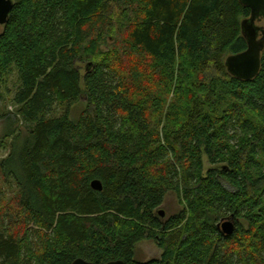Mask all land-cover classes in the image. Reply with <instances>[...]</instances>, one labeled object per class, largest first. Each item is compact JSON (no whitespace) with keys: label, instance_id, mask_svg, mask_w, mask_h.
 <instances>
[{"label":"trees","instance_id":"1","mask_svg":"<svg viewBox=\"0 0 264 264\" xmlns=\"http://www.w3.org/2000/svg\"><path fill=\"white\" fill-rule=\"evenodd\" d=\"M249 14L239 0H12L0 264H264V48L250 80L224 65ZM168 192L182 208L161 217ZM142 240L160 256L137 261Z\"/></svg>","mask_w":264,"mask_h":264},{"label":"water","instance_id":"2","mask_svg":"<svg viewBox=\"0 0 264 264\" xmlns=\"http://www.w3.org/2000/svg\"><path fill=\"white\" fill-rule=\"evenodd\" d=\"M240 3L250 9L248 17L241 20V34L246 41V48L238 53L225 57L224 65L227 72L240 80L254 78L260 69L261 53L264 48V27L256 24L264 19V0H239ZM12 0H0V26L7 22ZM90 186L96 191L102 190V184L98 179L91 181ZM163 216V212L159 211ZM224 235H230L235 228L232 217L226 218L218 225ZM71 264H93L83 258L74 259ZM103 264H125L122 260H111Z\"/></svg>","mask_w":264,"mask_h":264},{"label":"rangeland","instance_id":"3","mask_svg":"<svg viewBox=\"0 0 264 264\" xmlns=\"http://www.w3.org/2000/svg\"><path fill=\"white\" fill-rule=\"evenodd\" d=\"M259 25L264 26V20L257 22ZM2 26H0V31ZM83 69V68H82ZM15 77L12 76L8 82L7 87L10 90V94H6L4 90L0 89V114L7 113V112H15V106L11 102V94L14 93L16 87L14 86ZM84 104V99L82 98L76 104V111H79ZM58 109V108H57ZM59 111L56 110L55 114H58ZM30 126L28 124H24L19 122L16 124L15 129L21 131V133L25 134L28 131ZM9 129V122L6 118H0V159L6 156L8 152V143L10 142V138H5V132ZM203 163L205 167L209 164L205 156H203ZM4 187V186H2ZM6 189V186H5ZM10 192V191H8ZM181 206L178 202L176 195L173 192H168L163 200L162 205L158 208V211H162L163 215L165 213L166 217L173 215L174 213L181 210ZM162 217V216H161ZM161 254V249L158 247L156 241L154 240H142L135 245L134 250V258L140 262H146L152 258L159 257Z\"/></svg>","mask_w":264,"mask_h":264},{"label":"flooded vegetation","instance_id":"4","mask_svg":"<svg viewBox=\"0 0 264 264\" xmlns=\"http://www.w3.org/2000/svg\"><path fill=\"white\" fill-rule=\"evenodd\" d=\"M262 20H264V19H261L260 21H262ZM260 21H257V22H260ZM257 22H256V24H257L258 26H260V27H264L263 25H259Z\"/></svg>","mask_w":264,"mask_h":264}]
</instances>
